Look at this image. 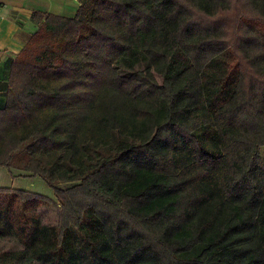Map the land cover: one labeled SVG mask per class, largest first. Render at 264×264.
Instances as JSON below:
<instances>
[{
	"label": "trees",
	"instance_id": "1",
	"mask_svg": "<svg viewBox=\"0 0 264 264\" xmlns=\"http://www.w3.org/2000/svg\"><path fill=\"white\" fill-rule=\"evenodd\" d=\"M77 1L10 64L0 166L57 201L0 187V264H264V0Z\"/></svg>",
	"mask_w": 264,
	"mask_h": 264
},
{
	"label": "crops",
	"instance_id": "2",
	"mask_svg": "<svg viewBox=\"0 0 264 264\" xmlns=\"http://www.w3.org/2000/svg\"><path fill=\"white\" fill-rule=\"evenodd\" d=\"M78 5L77 0H0V108L6 101L11 61L37 28L31 19L32 12L41 11L72 17ZM3 169L10 176L11 183L18 178L35 177L28 171L9 169L4 166ZM29 190L31 189L27 191Z\"/></svg>",
	"mask_w": 264,
	"mask_h": 264
},
{
	"label": "rangeland",
	"instance_id": "3",
	"mask_svg": "<svg viewBox=\"0 0 264 264\" xmlns=\"http://www.w3.org/2000/svg\"><path fill=\"white\" fill-rule=\"evenodd\" d=\"M227 14H222L218 18H212L204 21V23L208 24H226ZM235 37V36H234ZM233 37V39H234ZM229 40L232 39L229 37ZM160 80V78H158ZM260 152L262 158L264 160V146L260 148ZM33 183V185H31ZM62 187H67L70 183H60ZM10 187V188H25L26 190L31 189L29 191L37 192L42 194L48 198H53L52 200L57 201L52 189L46 184V182L41 179L39 176H35L34 178L28 179H19L10 182V176L7 174V171L3 169V166H0V187ZM39 214L41 216V220L44 224L52 225L56 224L57 221V208L50 204L48 206H43L39 208ZM20 247V244L16 240V238L12 234H1L0 235V251H8L14 250ZM36 264H42L41 262H37Z\"/></svg>",
	"mask_w": 264,
	"mask_h": 264
}]
</instances>
